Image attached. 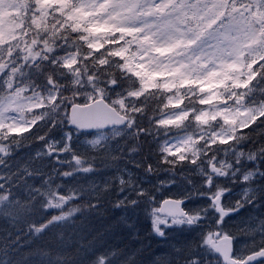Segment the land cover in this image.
<instances>
[{
    "label": "snow or ice",
    "instance_id": "6c2138e0",
    "mask_svg": "<svg viewBox=\"0 0 264 264\" xmlns=\"http://www.w3.org/2000/svg\"><path fill=\"white\" fill-rule=\"evenodd\" d=\"M0 16V264H264V0Z\"/></svg>",
    "mask_w": 264,
    "mask_h": 264
},
{
    "label": "rangeland",
    "instance_id": "374dc122",
    "mask_svg": "<svg viewBox=\"0 0 264 264\" xmlns=\"http://www.w3.org/2000/svg\"><path fill=\"white\" fill-rule=\"evenodd\" d=\"M13 15H14V13H13ZM3 17L2 16H0V19H2Z\"/></svg>",
    "mask_w": 264,
    "mask_h": 264
}]
</instances>
